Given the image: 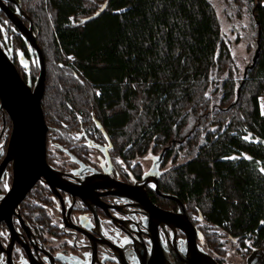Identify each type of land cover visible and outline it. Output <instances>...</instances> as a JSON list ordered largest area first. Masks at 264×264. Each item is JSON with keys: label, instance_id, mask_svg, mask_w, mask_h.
<instances>
[{"label": "trees", "instance_id": "obj_1", "mask_svg": "<svg viewBox=\"0 0 264 264\" xmlns=\"http://www.w3.org/2000/svg\"><path fill=\"white\" fill-rule=\"evenodd\" d=\"M28 2L47 65V125L95 115L130 157L167 148L177 166L164 188L203 219L210 247L221 230L246 256L261 248L264 0L236 2L252 16L253 49L261 43L247 72L236 67L210 0Z\"/></svg>", "mask_w": 264, "mask_h": 264}, {"label": "flooded vegetation", "instance_id": "obj_2", "mask_svg": "<svg viewBox=\"0 0 264 264\" xmlns=\"http://www.w3.org/2000/svg\"><path fill=\"white\" fill-rule=\"evenodd\" d=\"M4 6L16 19L21 18L25 28L35 31L32 5L28 0H0V42L12 54L24 79L30 80L37 62ZM0 111L1 162L12 121L7 115L5 123V112ZM100 123L102 128L93 115L91 120L48 125L47 161L62 174L66 190L52 191L39 180L20 205L23 224L18 215L12 219L14 231L6 221L0 222V264H8L11 258L14 264H31L32 258L41 264H142L155 236L160 234L164 243L187 240L179 226L154 215L153 207L179 212V201L200 231L198 244L209 252L203 219L196 221L180 197L164 188L165 174L177 166L173 158L168 159L167 148L130 157L116 147L114 134ZM162 151L165 153L159 157ZM12 175L9 163L0 182V197L12 184Z\"/></svg>", "mask_w": 264, "mask_h": 264}, {"label": "water", "instance_id": "obj_3", "mask_svg": "<svg viewBox=\"0 0 264 264\" xmlns=\"http://www.w3.org/2000/svg\"><path fill=\"white\" fill-rule=\"evenodd\" d=\"M8 18L19 28L24 41L29 43L33 60L37 62L39 75L35 81L26 80L18 70L10 51L0 42V109L4 111V122L8 115L12 121V132L8 140L5 156L0 162V182L12 163V184L0 197V222L6 221L12 231L15 229L13 216L18 215L23 224L19 210L28 192L33 190L39 180L51 189H65L61 184L62 174L47 161V135L49 127L43 109L46 89L47 68L44 51L40 48L34 29L25 28L21 18L16 19L9 8L2 7ZM259 43L251 68L260 58ZM28 69V67H26ZM95 121L100 124L94 115ZM165 152L162 151L159 157ZM3 153L0 151V157ZM68 188V187H67ZM63 190V191H65ZM170 197V196H168ZM176 199L175 197H173ZM177 200V199H176ZM179 212L173 213L153 207L154 215L165 218L167 223H175L185 233L187 240L178 243H164L160 234L152 241L151 251H145L142 264H219L202 246L198 244V228L189 220L186 209L179 201ZM156 219H158L156 217ZM159 220V219H158ZM31 264H41L38 258H32ZM8 264H14L8 259ZM246 264H264V245L248 254Z\"/></svg>", "mask_w": 264, "mask_h": 264}, {"label": "rangeland", "instance_id": "obj_4", "mask_svg": "<svg viewBox=\"0 0 264 264\" xmlns=\"http://www.w3.org/2000/svg\"><path fill=\"white\" fill-rule=\"evenodd\" d=\"M210 2L214 4L215 11L220 18L223 38L231 45V53L235 58L236 67L240 71L244 70L247 72L248 67H251L253 64L256 51L253 49L255 43L249 40L250 30L248 29V25L251 23L250 18L252 16H250L246 8L241 10L240 6H237L239 4L236 3L237 0H210ZM46 5L47 3L45 4V12L47 14L45 16V24L48 22V25L49 23L52 25L51 16L53 15L50 8ZM239 11L242 12L239 14ZM249 45H251V48ZM37 75H39V71H37ZM261 98V110L264 115V95ZM2 124L3 119L0 113V131L3 126ZM217 235L221 237L219 239L220 245L212 248L207 241L206 245L209 252L215 258L221 260L223 264H246L248 254L246 256L245 250L242 249L244 244L227 236L226 232H222L221 230H219Z\"/></svg>", "mask_w": 264, "mask_h": 264}]
</instances>
